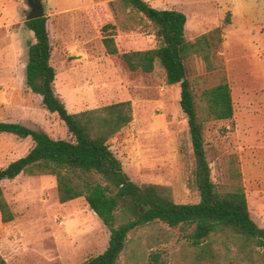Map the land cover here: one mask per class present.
Here are the masks:
<instances>
[{"label":"rangeland","instance_id":"1","mask_svg":"<svg viewBox=\"0 0 264 264\" xmlns=\"http://www.w3.org/2000/svg\"><path fill=\"white\" fill-rule=\"evenodd\" d=\"M41 1L53 22L55 90L69 112L131 100L134 119L111 140L112 150L135 182L166 185L177 202L193 199L188 186L193 157L180 84H168L159 63L153 72H134L121 56L157 46L149 20L120 0ZM147 1L160 9L183 11L191 42L223 28L219 69L207 71L195 52L188 56V67L198 92L218 83L221 66L225 69L235 114L206 124L211 175L216 183L229 185L231 162L236 160L251 215L264 228V0ZM65 8L73 10L54 14ZM30 10L28 0H0V120L72 140L58 114L44 108L26 84L28 44L35 40L25 25ZM107 23L116 26L120 52L115 55L107 54L102 42L101 28ZM32 146L30 137L0 133V168ZM4 187L16 213L8 223L0 215V252L9 264H84L106 249L110 232L102 219L84 197L61 203L54 176L22 173ZM187 245L177 228L155 223L131 233L120 264H194Z\"/></svg>","mask_w":264,"mask_h":264},{"label":"trees","instance_id":"2","mask_svg":"<svg viewBox=\"0 0 264 264\" xmlns=\"http://www.w3.org/2000/svg\"><path fill=\"white\" fill-rule=\"evenodd\" d=\"M120 2L149 20L158 41L153 48L122 52L128 68L150 73L159 63L164 68L166 82L180 84V104L188 118L193 157L188 178L193 199L177 202L166 185L135 182L112 150L111 140L134 119L131 100L69 112L55 90L52 20L46 15L25 20L35 37L28 44L26 84L44 108L58 114L73 139H56L42 129L0 120V133L33 140L32 148L24 156L0 168L2 222H11L16 217L5 195V181L22 173L52 175L61 203L84 197L110 232L106 249L84 264H120L131 233L155 223L181 232L194 264H264V228L251 215L236 160L231 162L229 185L216 183L211 175L206 124L234 117L231 84L221 66L220 81L198 92L188 67V56L195 52L201 54L207 71L219 69L216 58L223 42V28L216 27L191 42L186 35L188 18L183 11L160 9L147 0ZM101 31L106 53L118 54L116 26L107 23ZM153 257L158 260L160 255ZM0 264H9L1 252Z\"/></svg>","mask_w":264,"mask_h":264},{"label":"water","instance_id":"3","mask_svg":"<svg viewBox=\"0 0 264 264\" xmlns=\"http://www.w3.org/2000/svg\"><path fill=\"white\" fill-rule=\"evenodd\" d=\"M31 10L26 16L25 20H30L42 16H46V4L43 2H31L29 3Z\"/></svg>","mask_w":264,"mask_h":264},{"label":"crops","instance_id":"4","mask_svg":"<svg viewBox=\"0 0 264 264\" xmlns=\"http://www.w3.org/2000/svg\"><path fill=\"white\" fill-rule=\"evenodd\" d=\"M149 3H151L152 4V2L151 1H149ZM72 10L73 9H69V8H65V9H63V11H62V13H60L59 11H57V10H55L54 11V14H58V15H61V14H68V13H70V12H72ZM52 24H53V22H52ZM234 99V98H233ZM235 108V107H234ZM18 177H16L15 179H13V180H8V181H15L16 179H17ZM10 202V201H9ZM11 204V203H10Z\"/></svg>","mask_w":264,"mask_h":264},{"label":"flooded vegetation","instance_id":"5","mask_svg":"<svg viewBox=\"0 0 264 264\" xmlns=\"http://www.w3.org/2000/svg\"><path fill=\"white\" fill-rule=\"evenodd\" d=\"M42 2L41 0H28V4L31 3V2ZM30 6V5H29ZM31 7V6H30Z\"/></svg>","mask_w":264,"mask_h":264}]
</instances>
